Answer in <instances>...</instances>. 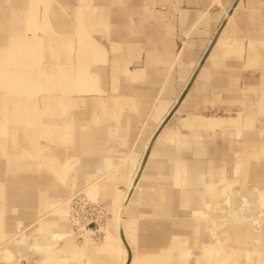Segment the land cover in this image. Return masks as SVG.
<instances>
[{
  "label": "crops",
  "instance_id": "0c3cea01",
  "mask_svg": "<svg viewBox=\"0 0 264 264\" xmlns=\"http://www.w3.org/2000/svg\"><path fill=\"white\" fill-rule=\"evenodd\" d=\"M234 2L0 0L1 142L37 149L18 161L2 155L0 232L77 188L116 215L125 171L161 120L141 192L123 211L127 264L179 262L223 192L262 187L264 0ZM193 72L173 120L169 102ZM50 219L64 233L63 218ZM106 243L117 252L101 249L93 264H117L120 241ZM149 256L160 258L136 261Z\"/></svg>",
  "mask_w": 264,
  "mask_h": 264
},
{
  "label": "rangeland",
  "instance_id": "374dc122",
  "mask_svg": "<svg viewBox=\"0 0 264 264\" xmlns=\"http://www.w3.org/2000/svg\"><path fill=\"white\" fill-rule=\"evenodd\" d=\"M236 1L239 0H235L234 4ZM195 74L193 72L190 81H186L180 87L181 92L169 102L166 114L173 120L183 116L179 107L192 86L189 84L194 86L197 81ZM83 112L79 110L75 114L81 116ZM72 113H69L70 119ZM208 114L210 110L203 113L204 116ZM3 115L0 113V119ZM160 122L151 129L134 165L125 171L124 181L117 188L120 203L116 215L104 201L93 197L88 188L67 192L58 206L35 215L30 223L19 224L12 232L2 228L0 264H93V253L101 249L117 252L115 247L109 248L106 243V236L110 235L113 238L117 236L123 250L117 264H127L128 250L120 237L123 211L132 197L141 192L139 180L148 167L151 146L165 127V123ZM7 131V128L0 126V161L4 160V153L7 160L11 161L13 157L12 160L18 161L27 147L28 156H36V144L21 145L15 138L11 143L1 142ZM53 145L49 143L48 148ZM123 163L126 165L125 161ZM261 184L262 187L252 185L250 189L234 186L228 192H223L215 203L214 213L205 217L199 225L196 248L174 264H264V183ZM53 217L63 218L66 226L64 233L57 234L46 224ZM159 258L149 256L136 261L143 263Z\"/></svg>",
  "mask_w": 264,
  "mask_h": 264
},
{
  "label": "bare ground",
  "instance_id": "6f19581e",
  "mask_svg": "<svg viewBox=\"0 0 264 264\" xmlns=\"http://www.w3.org/2000/svg\"><path fill=\"white\" fill-rule=\"evenodd\" d=\"M18 48H19V47H18ZM8 52H9V51H8ZM6 54H7V53H6ZM6 54H5V55H6ZM12 57H13V56H12ZM15 57H16V56H15ZM11 59H12V58H11ZM21 63H22V62H21ZM18 64H19V63H18ZM21 65H22V64H21ZM21 67H22V66H21ZM21 73H22V72H21ZM18 74H19V73H18ZM33 86H34V85H33ZM28 94H29V93H28ZM106 234H109V233H106Z\"/></svg>",
  "mask_w": 264,
  "mask_h": 264
}]
</instances>
